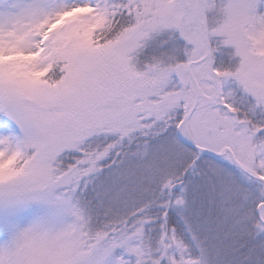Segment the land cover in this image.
Listing matches in <instances>:
<instances>
[{
    "label": "snow or ice",
    "instance_id": "6c2138e0",
    "mask_svg": "<svg viewBox=\"0 0 264 264\" xmlns=\"http://www.w3.org/2000/svg\"><path fill=\"white\" fill-rule=\"evenodd\" d=\"M0 264H264V0H0Z\"/></svg>",
    "mask_w": 264,
    "mask_h": 264
}]
</instances>
